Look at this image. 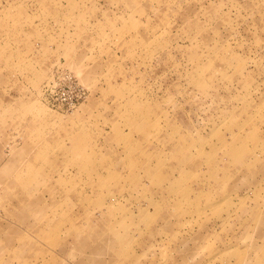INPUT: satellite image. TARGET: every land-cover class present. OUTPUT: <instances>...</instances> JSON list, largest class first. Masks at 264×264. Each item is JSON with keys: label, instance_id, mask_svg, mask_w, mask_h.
<instances>
[{"label": "rangeland", "instance_id": "1", "mask_svg": "<svg viewBox=\"0 0 264 264\" xmlns=\"http://www.w3.org/2000/svg\"><path fill=\"white\" fill-rule=\"evenodd\" d=\"M0 264H264V0H0Z\"/></svg>", "mask_w": 264, "mask_h": 264}, {"label": "built area", "instance_id": "2", "mask_svg": "<svg viewBox=\"0 0 264 264\" xmlns=\"http://www.w3.org/2000/svg\"><path fill=\"white\" fill-rule=\"evenodd\" d=\"M68 84H69V88L74 89L79 87L78 84L76 83V81L74 80V78H72L71 76L68 78ZM85 98V92L80 91L79 93H77L75 96L71 97L65 96V92H63V97H61L59 100L57 99V101L54 102L57 103L59 108H66L67 110H72L75 109L82 100H84Z\"/></svg>", "mask_w": 264, "mask_h": 264}]
</instances>
